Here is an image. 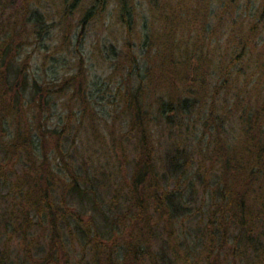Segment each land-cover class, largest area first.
<instances>
[{"label": "rangeland", "instance_id": "obj_1", "mask_svg": "<svg viewBox=\"0 0 264 264\" xmlns=\"http://www.w3.org/2000/svg\"><path fill=\"white\" fill-rule=\"evenodd\" d=\"M23 1L0 0V34L11 44L3 69L9 66L13 82L22 77L25 81L18 108L1 121L0 142H14L16 129H25L34 142V174L41 183L44 141L56 206L63 204L67 214L80 215L75 217L82 230L71 220L59 227L69 264H107L105 249L109 264H264L263 253L253 249L260 247L256 241L264 246L261 176L247 190L245 216L222 196L229 191L222 162L230 158L224 155L235 157L243 141L240 117L264 107L262 1L166 0L164 15H171V29L163 30L158 13L151 12L154 0H128L130 35L122 21V0H29V9ZM184 8L192 23L175 35L172 15L177 10L182 14ZM251 23L260 29L250 35L247 48L237 25L245 33ZM161 32L169 43L183 41L181 52L173 54L180 58L185 49L182 59L190 66L182 82L173 79L163 87L151 84L148 77L156 49L147 46L152 36L153 45L158 43ZM222 63L232 67L233 88L227 95L225 88L218 92L211 112L210 98L196 95L193 68L204 66L212 90L214 68ZM176 74L181 77L183 71L176 69ZM142 132L149 135L150 160L157 178L162 177L161 190L177 197L178 206L167 209L170 213L160 210L159 197L155 201L156 184L146 182L135 190L131 182ZM54 133L59 134L62 157L55 150ZM27 149L22 145L10 151L8 167L17 175L32 163ZM172 157L173 170L166 167ZM70 173L76 175L79 196L69 192ZM16 203L12 194L0 197V251L8 250V264H38L49 248V226L37 224L23 241L21 231L13 235L18 221L4 228L1 215ZM128 239L144 251L143 258L131 254ZM34 245H41V254Z\"/></svg>", "mask_w": 264, "mask_h": 264}, {"label": "trees", "instance_id": "obj_2", "mask_svg": "<svg viewBox=\"0 0 264 264\" xmlns=\"http://www.w3.org/2000/svg\"><path fill=\"white\" fill-rule=\"evenodd\" d=\"M27 1L29 0H24L23 2L25 7L29 9L30 6L27 5ZM30 1L34 2L37 0ZM127 1L128 0H122L119 1V3H121L120 5L124 11V13L122 14V21L125 22L127 33L130 35L131 30H129V28L133 27V24H131L130 19L128 18L132 14L131 12L126 10L129 4ZM261 1L262 2L260 5L262 12H260L259 15L260 19H262L261 16L264 12V0ZM190 2L191 0H178L179 4ZM166 6H168L166 0H154V2L151 4V12L158 13V21L160 22V26L163 30H170L171 28L169 27V25L171 24V22L169 21L171 15H164ZM183 16H185L186 18L181 19ZM172 18L174 21L173 30L175 35H177L180 30L185 29L189 24L191 25L192 23V21H190L191 15L188 10H186V8L183 9L182 14L179 13V10L175 11L174 15H172ZM175 19H177L178 25H176ZM258 26L259 25L257 23H251L248 30L244 33L242 31V25H237L240 33L243 34V37L241 38V44L243 45V47H250V35L254 33L255 29ZM261 31H264V27L261 29ZM205 32H207V30ZM205 32L203 33V36L205 35ZM167 38L168 35L165 32H161L159 35V40H157L158 43L153 45L154 39L152 36L151 45L147 46L148 49H156V53L151 57V70H148V77L151 76V84H153L154 81V83L159 84L161 87L170 85V82L173 79H177L182 82L184 80L185 71H188V69L190 68V66L188 65V61L182 59V55L185 53V49L183 50V53H181L180 58L175 57L173 54V51L181 52V44L183 43V41H178L177 44H172L166 41ZM260 44L264 45L263 39L261 40ZM10 45L11 44L6 42V40H4L2 38V35L0 34V128L1 121L5 120L15 111V109L18 108V105H16L17 96L21 95L20 90L22 84L25 82L23 77L13 82L11 77L12 74L9 71H6L7 69H9V66H7L6 70L3 69V67H6L5 65H3V56L7 52V47H9ZM5 47L6 49L3 50V48ZM242 51L244 52V50ZM260 52L262 53V55H259V59H261L260 62L262 63L260 69L262 72L261 75H263L264 77V51ZM238 56H236V58H239ZM203 59L206 61H204ZM203 59L202 60L205 63L208 62V58L205 55ZM235 60L238 61V59ZM183 64L184 66H182ZM229 66L230 65L224 66V63H222L214 68L216 72V80L214 82L212 90H210V88L208 87L209 84L206 82L209 73L204 69V66L203 68H193L192 74L194 76V85L196 86L195 89L197 91L196 95L198 96V98L204 100L210 98L211 112L212 110L216 109L215 101L218 92L225 88L227 95L233 88V80H230L229 76L232 67ZM176 69H180L183 71L181 77L176 74ZM153 71H156L155 77H153ZM174 76L178 77L176 78ZM197 80H199V84L196 83ZM182 84L184 86L183 91L189 92L190 88L186 86L185 83ZM260 85L261 84L259 82L256 84L257 89H261L263 87H261ZM230 96L232 95L230 94ZM257 107L251 114H247L246 118L243 116L240 117L243 141H241V145L236 156L231 157V154L224 155L228 156L230 159L222 162V176L223 179H225V188L227 190L229 189L227 193L225 191H222V196L229 197L231 209L234 208V210L236 211L241 210L242 208L244 210V216L246 215L248 210V205L246 204V195L248 194L247 190H249L250 184L254 181H259V176H261L262 178V181L260 182L264 181V130L262 129V124H264V107L263 105L260 108ZM134 117L135 119L139 118L138 112L134 113ZM216 125L218 127L217 123ZM13 135L14 137H11V141L14 140V142H10L8 145L0 142V197L2 198V200H4L9 194H12L17 202L15 204V207L6 208L4 210V213L1 215V218L3 219V226L4 228H6L8 223L17 220L18 224L12 229V234H17L18 236V233H20L19 231H21L19 239L23 241L30 236V232L35 231V227H37V224L40 227L43 226L42 224L48 225L51 235L49 248L46 254H44L39 259L38 264H69L68 259L65 256L66 253L64 250V245L62 244L59 237V235H61L59 227L61 225L64 226V223H67L68 220H71L82 230V227L80 226V218L75 217L76 214L77 216L80 215L78 211L74 213L70 212L72 215L67 214L68 210H66L65 207L62 206L63 204H58V207L56 206L57 203H55V198L52 195L53 190L55 189V185L51 183L53 174L47 170L49 165L48 149H46L44 141L40 142V145L42 147V154L39 168L44 173V177L42 178L43 180L40 183L38 176L34 174L37 173V167L33 158L34 147L32 146V144H34V142L32 141V136L30 135L28 139L27 131L25 129L21 132L16 129ZM53 135H56L55 137L57 139L55 142V150L62 157L63 151L60 147L59 134L54 133ZM40 138L42 140V133L40 135ZM22 145H24V147H28L25 153L29 160L32 161V163L29 164L28 169L23 168L22 173L17 175L14 169L8 167V162L11 156L10 151H16ZM30 145L33 148H30ZM150 148L151 145L149 135H147L145 132H142V137L139 144L140 155L133 166L131 182L134 183L135 190H137L138 186H145L146 182L150 183L152 181L154 184H156L155 201L156 198L159 197L160 202L158 207L160 208V210H166L167 213H170L167 209L175 210L178 206L176 204L177 202H174L177 197L173 194H168L166 190H161L159 181L162 177L160 176L157 178V175L153 171L150 160ZM186 160L187 157L184 159V162H187ZM64 162L66 163V161ZM170 163V166L166 167L173 170V167L175 165V163L173 162V157L170 160ZM70 175L71 181L69 185V192L78 195L80 192V188L78 187L76 181V175L74 174L75 177L72 176V173H70ZM12 176L13 180L10 183V179ZM260 188L262 189L264 187L261 185ZM2 190H6V194L2 195ZM158 191L161 192L160 195L157 194ZM135 198L136 197H134V199ZM61 203L63 202L61 201ZM57 213H59V218H57ZM123 216H125V214ZM241 222L245 225L243 220H241ZM2 233L5 232L2 231ZM129 238L132 239V234ZM130 239H128L129 241L126 244L130 248L131 254L143 258L144 251L135 244H132ZM256 244L260 247L255 246L253 247V249H255V251H260L264 255V246H261V243L259 241H256ZM34 246L37 249L38 253L41 254L43 251L41 245ZM7 251L8 250L6 249L0 251V264L9 263V256ZM105 253L107 264H109V253H107L106 249ZM127 253L128 249L125 251L126 256Z\"/></svg>", "mask_w": 264, "mask_h": 264}]
</instances>
